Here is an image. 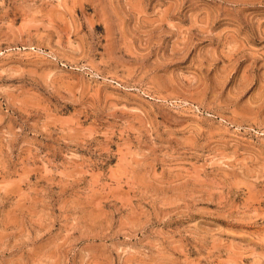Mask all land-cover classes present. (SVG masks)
Listing matches in <instances>:
<instances>
[{
  "label": "rangeland",
  "instance_id": "1",
  "mask_svg": "<svg viewBox=\"0 0 264 264\" xmlns=\"http://www.w3.org/2000/svg\"><path fill=\"white\" fill-rule=\"evenodd\" d=\"M0 264H264V0H0Z\"/></svg>",
  "mask_w": 264,
  "mask_h": 264
}]
</instances>
